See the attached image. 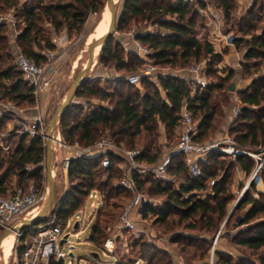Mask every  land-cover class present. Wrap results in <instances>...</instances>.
Instances as JSON below:
<instances>
[{
	"label": "trees",
	"instance_id": "obj_1",
	"mask_svg": "<svg viewBox=\"0 0 264 264\" xmlns=\"http://www.w3.org/2000/svg\"><path fill=\"white\" fill-rule=\"evenodd\" d=\"M206 3L214 4L221 10L224 23L233 36L232 44L242 54L240 67L243 75L251 78L246 87L237 91L241 104L240 114L232 121L228 136L239 149L247 146L264 147V76L259 74L264 68V0H253L251 6L242 13H236V0H196L195 3L184 0H123L116 22L117 31H128L131 25L139 22L153 25L157 30L134 36L141 45L149 49L145 57L126 51L111 36L98 54V63L102 67L134 73L140 64H150L154 69L183 70L192 61L204 62L202 73L207 83L201 87L195 85L191 78L159 72L156 75L158 81L153 82L148 78L150 80L146 82L143 92L137 88L126 92L116 89L112 92L85 79L75 97L83 99L85 103H90L93 99L99 102L92 109L81 112L76 119H70V116L74 110H83L82 106L73 102L69 104L58 125L62 141L70 145L76 142L80 146H90L107 131V136L115 146L136 149L140 139L144 138V149L136 160L154 164L161 152L153 143L157 127L162 125L168 137L176 133L182 106L186 104L196 122L197 133L194 139L207 142L205 137L209 128L223 116L221 103L229 101L228 93L232 92L229 91V85L234 70L227 66L218 68L224 61L227 49H215L207 37L199 34V30L205 27L201 13L206 8ZM104 4L105 0H29L22 4H19V0H0V11L14 7L20 29L15 43L26 57L37 65H42L47 61L45 51L55 49L51 40L53 33L58 34L65 28L71 39L72 35L81 31L87 15L100 13ZM13 52L10 29L7 24H0V99L7 98L17 105L25 102L28 106H33L34 87L22 78L12 62L5 61L13 56ZM132 56H136V59ZM118 82L132 86L137 85L140 80L136 84L128 83L126 78ZM101 101H108L110 105L104 106L100 104ZM17 130L15 126L8 138H17L11 150L0 145L1 195L13 193L15 187L25 189L30 181L42 191L45 178L42 164L45 159L44 140L40 135L30 138L27 133ZM108 156L110 162L106 168L101 165V155L78 156L69 160L67 175L77 181L60 198L53 216L54 223H66L71 215L80 210L84 197L92 191L101 192L104 206L112 208L119 206L116 197L122 193H130L118 185V182L116 185L110 182L119 171L118 162L114 160L121 161L123 156L116 151L108 152ZM219 157L220 153H210L200 162L202 175L192 178L187 174L178 182L177 188L163 185L164 180L149 181L142 178L139 171H134L136 188L143 193L149 182L148 190L165 197V207L158 214L157 221L166 222L168 214L174 210L177 218L172 219L170 224L182 225L187 221L183 224L185 228L203 230L211 235L215 234L223 219L225 225H228L235 211L247 207L234 224L236 228H242L231 236V242L256 254L255 259L244 256L234 259L229 254L216 250V264H264V166L259 171L262 188H257L252 180L239 200L237 197L238 202L228 216V205L234 199L230 189L233 169L241 170L244 179H248L255 161L246 154H237L228 162ZM212 161L216 165L213 170L208 166ZM185 169L184 158L173 157L167 173L177 178ZM99 171L106 172V180L97 181L95 177ZM212 179L214 184L209 186L208 181ZM207 187L210 191L202 195ZM149 213H156L155 207L151 204L144 205L143 217L146 218ZM50 219L52 218L46 216L43 221L23 230L19 241L24 242L31 229L36 230L46 225ZM104 229L97 218L89 235V240L97 247L105 239ZM221 236L220 231L217 240ZM179 239L191 242V245L194 244L200 250L201 243L209 244L207 238L188 235H175L172 238L176 242ZM24 247V244L16 245L17 256ZM209 249V246L205 248L206 251ZM156 257L157 253L152 254L145 263L156 264ZM50 264H63V261L51 258Z\"/></svg>",
	"mask_w": 264,
	"mask_h": 264
},
{
	"label": "rangeland",
	"instance_id": "obj_2",
	"mask_svg": "<svg viewBox=\"0 0 264 264\" xmlns=\"http://www.w3.org/2000/svg\"><path fill=\"white\" fill-rule=\"evenodd\" d=\"M116 6H117V12L119 13L122 8V2L123 0H116ZM195 3V1H193ZM211 4V3H209ZM211 9L209 12H203L201 13L203 16L202 22H204V28L199 30L200 36L207 37L210 25L213 24L212 22V16L215 15V11L213 9L215 8L214 4H211ZM105 4L102 9V11L98 14L89 13L87 15L85 24L83 25L81 31L76 34L72 35L71 43H69L64 49H61L59 51L56 50V46L54 50H51L50 53L55 52L56 54H49L45 51L47 55V61L43 63L42 65H47L46 72L44 75V78L48 81V85L43 90L44 92H33L34 96V105L37 103V101H42L44 99V102L47 103V115H46V125L45 129L48 126L49 120L52 117L56 106L58 105L59 101H61V97L63 94L68 90V88L71 86L75 76L79 72L81 66L86 62L87 59V48L89 44L95 39L93 34L94 31H96V25L99 23V21L103 18V11L105 10ZM7 10V9H6ZM3 10V11H6ZM107 10V9H106ZM213 12V13H210ZM15 13V11H14ZM211 20V21H210ZM215 23H217L216 19L214 20ZM218 24V23H217ZM223 25V24H222ZM224 27H228L227 25H223ZM157 28L153 25H150L145 22H139L136 25H131V28L126 31H115L113 34V39L116 41H119L123 48L126 51L135 52V42L132 38L137 33L145 32V31H156ZM61 32V31H60ZM51 36V40H52ZM53 42V41H52ZM140 44V43H139ZM98 50V49H97ZM97 52V51H96ZM136 53V52H135ZM136 55V54H135ZM138 56V55H137ZM142 57V56H141ZM12 58L6 59L5 61L7 63L12 62ZM79 61L78 67L75 68L74 72L70 77L69 74V67L71 66L72 62ZM132 58L135 60L136 56H132ZM230 59V60H229ZM227 60L231 63L235 62V58L233 57H227ZM194 63H198L195 61H192L188 68H190ZM54 65L56 71L54 70ZM150 64H140L139 68L137 70L133 71L134 73H139L141 75L140 82L137 85L127 86L126 84L118 82V80L126 78L129 74H131L128 71L121 70L119 72L104 68L98 63V53L95 57V63L92 66L91 69H89L85 75V79H90L91 81H94V83H97L101 88L108 91H115L116 89H120L124 92L129 90H135L136 88L143 92L145 90V84L148 80L151 79L153 82H157L156 75L161 72L163 74H174L183 76L186 78H190L188 68L187 69H177V70H171L169 68L162 69V68H156L153 70L151 74L144 75L143 69ZM96 66H99L105 70H108L109 72H113L114 74H118L119 79L115 80V84L112 82L113 79L110 80V82L107 81H100L98 77L94 76V68ZM223 66H227V68H230V65L225 64L224 61L221 62L218 68H223ZM262 71V70H261ZM217 73V72H216ZM71 74V73H70ZM260 74V72H259ZM237 76L234 71L233 77L230 79V82L235 83V90L233 92L228 93L229 94V101L226 103H221L220 108L221 112L223 113V116L220 117L219 122L214 123L211 128H209L207 135L205 137V141H212L214 139H217L223 135L224 129L223 127L227 125V121L229 118V115L231 114V109L233 106H235L233 103V100L231 97L238 96L237 90H239L242 86L240 84V77L250 80V77L244 76L243 71L240 67V70L238 72ZM150 78V79H148ZM98 100H91L90 103H85V101L81 98L74 97L73 103L78 104L79 106H82L83 110H74L72 115L70 116V119H76L81 112H86L90 109H92L96 103H98ZM94 105V106H93ZM104 106H109L110 103L108 101H103ZM240 103L237 102L236 106L240 107ZM15 107L16 110L18 109H24L27 107H30L27 105V103L23 102L20 105H17L16 102H11L7 98L0 99V145L4 146L7 150H11L14 147V142L17 140L16 137H13L11 139H8L10 137V132L13 131L16 128H23V123H26L25 119L21 120L22 117L12 109ZM17 112V111H16ZM197 120V116H195ZM17 130V131H18ZM59 131V127L56 129L55 134H57ZM19 132V131H18ZM60 133V132H59ZM61 137V136H60ZM99 138H108L111 141V139L107 136V131H104L102 135ZM231 138V137H230ZM178 134L177 132L174 134H171L169 137L167 136L164 128L162 125H159L157 127V133L154 137L153 143L160 149V155L156 163H158L162 157L164 156L165 152L169 150L175 142H177ZM232 139V138H231ZM233 140V139H232ZM113 143V142H112ZM145 144L144 138H141L139 143L136 145V149H139L140 151L143 150V146ZM55 149H53L54 159H53V168H54V179H55V192H54V199L51 204L50 210L48 212V217L53 218L55 212L57 211V208L60 204V198L63 196V194L71 188L73 184L76 183V179H71L67 175V169L64 168V161L63 157L65 156L63 147H60L58 144H53ZM263 146V145H262ZM259 147H251L247 146V148L243 149L245 151L254 152ZM65 149V148H64ZM6 152V151H4ZM248 156V155H247ZM223 158L226 162L229 160H232L233 157L230 155H225L220 153V157ZM219 160V159H218ZM115 162H118L119 171L116 172V177L110 179V182H113L115 185L117 184L120 176L123 175L124 172H126L129 168V162L126 158H122L121 161L119 159L114 160ZM139 163V172L142 178L158 181L162 179H158L154 177V175L147 169V165L145 163ZM43 174H44V181L42 185V196L43 199L38 201V208L34 212L33 215L37 214L45 201L46 195H47V186L48 182L46 179V173H45V159L43 161ZM212 170L216 167L215 164H213V161L209 163L208 165ZM220 171V170H218ZM188 172L185 171L180 173L175 179L170 180H164L162 181L163 185H172L173 187L177 188L178 183L181 180L187 176ZM251 175V174H250ZM169 176H174L173 174H169ZM239 172L235 168L233 169V178L230 182V189L234 194V199L229 203L227 208V215L229 214L230 210L232 209L234 202L236 201L237 197L241 193V190L243 188L242 180H237L239 177ZM97 181L100 180H106L107 175L106 172L99 171L98 174H96ZM246 178L244 181L246 182L249 180ZM86 181V180H84ZM32 181H30L31 183ZM210 182V180L208 181ZM209 185V184H208ZM149 182L146 183L145 189L143 194L146 196L148 200H150L151 205L155 207L156 213H149L146 218H144V222L147 225V227L150 230V235H142L139 237H136L132 235L128 231H123L121 236H116L115 241V247L114 250H110L109 253L105 252L102 248V245H99L98 247L93 245L92 242L89 240V235L91 232L92 227L94 226L97 218L103 226L104 229V237H107L109 235H115L120 232V229L117 226L116 223V217L118 213L120 212L122 206L131 200L132 194L131 193H122L120 196L116 197L118 198V204L119 206L116 208H112L111 206H104L102 205V200L100 197L97 196L96 191H92L89 195L84 197L83 203L80 207V210H78L76 213L71 215L69 220V224L66 225V223L63 224V232H62V238L67 237V249H64L62 254L64 257L61 259L63 261V264H93L94 261L98 262L99 264H146V260L154 253H157V257L154 260L156 264H160L162 262L167 264H210L212 261L213 264H216L217 257L215 255V251H222L226 254H229L232 256V258H237L240 256L247 257L251 260L255 259V255L251 251L247 249H243L241 247L235 246L231 242V236L234 235L238 229L242 227L236 228L234 226L235 222H237L238 218L242 216L245 213V210L247 207H244L241 210L235 211L233 216L230 219V223L228 225H225V220L223 219L221 223L219 224V227L215 234L220 230L222 236L217 240L215 245L213 246V240L215 234L211 235L206 231L198 230V229H187L184 227V223L182 225H176V224H170L172 219H176L177 215H175V211L170 212L168 214V219L166 222L157 221L158 214L163 210V207H165V197L153 194L150 190H148ZM257 188L261 189L262 184H256ZM210 188L207 187L206 191L202 192V195L205 192H209ZM96 210H99V214L96 212ZM29 218V217H27ZM75 222H78V226L74 227ZM3 230V229H2ZM0 230V234L2 232ZM38 229L34 230L31 229L30 232L27 234L25 241H31L32 238L36 235ZM175 235H188L191 237H200V238H207L209 240L208 245H204L201 243L202 249H198L195 246L191 245L192 243L183 239H179L178 242L173 241L172 238ZM103 237V238H104ZM17 236L14 234V244L12 247V251L10 256L7 260H3V264H16V257L17 253L15 251L17 243L16 240ZM101 238V240L103 239ZM153 246V248H152ZM207 246L210 247L208 251L205 250ZM71 248V249H70ZM70 251H72L73 257L69 255ZM112 251V253H111ZM92 252H97L98 257L96 260L91 255ZM201 252L203 253L202 257H199ZM1 255V254H0Z\"/></svg>",
	"mask_w": 264,
	"mask_h": 264
},
{
	"label": "built area",
	"instance_id": "obj_3",
	"mask_svg": "<svg viewBox=\"0 0 264 264\" xmlns=\"http://www.w3.org/2000/svg\"><path fill=\"white\" fill-rule=\"evenodd\" d=\"M29 1V0H25ZM186 2H193L196 0H184ZM0 24H7L10 29V36L13 40L20 33L18 28V19L13 10L0 11ZM233 36L230 34L225 37V42L232 44ZM136 53L139 56L145 57L149 53L146 46L138 44ZM12 64L20 71L22 78L34 87V92H40L42 88L48 85V81L44 78L46 72V65H37L35 62L26 57L17 46L13 52ZM204 62L194 63L188 72L191 74L192 82L195 85L204 87L207 83L202 69ZM153 66L149 65L143 69L144 75L153 72ZM264 76V68L260 72ZM141 75L139 73H131L126 76V80L130 84L139 82ZM232 118L235 120L240 114V107L233 106L231 109ZM46 118L42 115L36 116L32 122L23 123V128H19V132L27 133L30 138L35 135H40L45 141ZM54 135L53 144H58L60 147L72 150L70 158H64V168L67 169L69 160L78 156H98L101 155V165L103 167L109 166L108 152H119L124 158L128 160L129 168L118 180V185L126 189L132 194L131 200L126 202L116 217V223L120 232L115 235L105 237L102 248L109 253L114 250L116 236H121L123 231H128L132 235L139 237L142 235L149 236L150 230L144 222L142 214L143 206L151 204L146 196L139 192L136 188L133 172L139 171V163L136 157L140 153L139 149H123L115 146L108 138H99L93 145L80 146L78 143L66 144L59 136L60 133ZM196 122L192 117V113L187 109V105L182 106L180 112V125L178 129L177 142L165 152L164 156L158 163L147 165V169L159 179H167V169L171 164L173 157H183L184 165L189 176L192 178H199L202 175L200 162L206 158L210 153L217 152L225 155L235 157L237 154H246L252 157L255 161V167L250 175L249 180L243 186L238 198L242 195L249 183L254 180L256 184L260 183L259 171L264 166V147H259L255 152L245 151L239 149L234 145V141L230 137L222 140H212L207 142H198L194 139L196 135ZM214 184V179L210 180L209 186ZM96 191V190H95ZM102 200L103 194L96 191ZM43 199L41 191H39L33 183H30L25 189L15 187L13 193L7 195L0 194V228H8L11 225L19 224L22 219L33 216L38 208V201ZM99 213V210H96ZM54 217L46 223V225L38 228L36 235L31 241L20 242L18 234L16 235L17 243L24 244L25 247L22 253L16 257V264H50V259H62L64 249H67V237L64 242H61L63 224L54 223ZM69 224L67 220L66 225ZM220 230L215 234L213 246L217 242ZM64 238V237H63ZM111 251V253H112ZM62 256V257H61ZM97 264H99L97 262ZM210 264H213L212 261Z\"/></svg>",
	"mask_w": 264,
	"mask_h": 264
},
{
	"label": "crops",
	"instance_id": "obj_4",
	"mask_svg": "<svg viewBox=\"0 0 264 264\" xmlns=\"http://www.w3.org/2000/svg\"><path fill=\"white\" fill-rule=\"evenodd\" d=\"M201 1L206 2V0H201ZM23 2H25V0H19V4H22ZM252 2H253V0H236V5H237L236 6L237 7L236 8V13L245 12L251 6ZM211 6H212L211 4L206 3V8L204 10H202V12H207V11L209 12V10L211 9ZM11 9L14 12V7L7 8V10H11ZM213 11H215V15L213 14V16L211 17L212 18V21H213L212 22L213 24L210 25V28H209V31H208V34H207V39L210 40L214 44L215 49H220V48H226L227 49V54L224 55V63L230 65V68H232L235 71V74L237 76H239L238 75V72L240 70V61L242 59V54L239 53L235 49V47H234L233 44H228V43L225 42V37L228 36V35H230L231 33L228 31V27H226V26L224 27L223 26L225 23H224V20H223V16H222L221 10L218 9L215 6V8L213 9ZM210 13H213V12H210ZM215 19L217 20L216 22L218 24L215 23V21H214ZM52 36H53L52 37V41H53L54 45L56 46V50L57 51H59L61 49H64L69 43H71V41L68 38V34H67V31H66L65 28L63 30H61V32H59L58 34L53 33ZM132 38L134 39V42H135V45H136L135 46V49H134V51L136 52V47L139 44V42L134 38V36ZM10 39H11V43L13 45V50H15L16 47H17V45L15 43V40H13L12 36H10ZM48 53L49 54H53V53L56 54L55 52H53V53L51 52L50 53V51ZM227 57H229V58L230 57L235 58V62L234 63H231L230 61L227 60ZM94 63H95V61H94ZM94 63H93V65H94ZM78 65H79V61H78V58H77V61H75V62L73 61L72 64H71V66L69 67V74H68L69 77H70V75H72V73L74 72L75 68L78 67ZM52 66L54 67V70L56 71L57 68H55L54 65H52ZM92 66H91V68H92ZM94 72H95L94 73V76L95 77H98L100 81H107L109 79L108 81L110 82V80L113 79L114 81H112V80L111 81L115 84V80L119 79L118 74H114L111 71L109 72L108 70H105V69H103V68H101L99 66H96L94 68ZM189 76H190V78L192 77L191 74ZM181 77H183V76H181ZM249 82H250V80H247V79H244V78L240 77V84L242 85V86H240L241 87L240 89L246 87ZM45 87L42 88V90L39 93L44 92L43 90L45 89ZM65 93L63 94V96L65 95ZM63 96L61 97V99L63 98ZM231 99L233 100V102H234L233 104L234 105H237V102L240 103L238 96H236V97L233 96V97H231ZM100 104L103 105V101H101ZM12 111H14L15 113H17L18 115L20 113V116L19 117H22L21 120H24L25 119L26 120L25 121L26 123H30L38 115H42V116H44L46 118V115H47V103L44 102V99H43L42 101H37V103L35 105L30 106V107H27V108H24V109H18V110H16L15 107H14L12 109ZM233 120L234 119L232 118V114H230L229 115V118H228V121H227V125L223 127V129H224L223 135H221V137H219L217 139H214L215 141L216 140L225 139L228 136V130H229V128H230L231 123H232ZM178 129H179V127L176 130L177 134H178ZM53 149H55L54 145H53ZM63 150H64V153H65V156L63 157V159L64 158H70L72 156V150H70L68 148H65V149L63 148ZM53 159H54V154H53ZM237 170H238L239 175H240L237 178V180L238 181L239 180H242L243 186H244L247 183L248 180L245 182L244 181L245 179H244L243 172L241 170H239V169H237ZM167 176H168L167 179H162V180H166L167 181V180H170V179H175V183H176V178L174 176H169L168 173H167ZM178 185H179V183H178ZM97 196L100 197V195L98 193H97ZM103 207H104V203H103ZM92 256L96 260L97 256H95V255H92Z\"/></svg>",
	"mask_w": 264,
	"mask_h": 264
},
{
	"label": "water",
	"instance_id": "obj_5",
	"mask_svg": "<svg viewBox=\"0 0 264 264\" xmlns=\"http://www.w3.org/2000/svg\"><path fill=\"white\" fill-rule=\"evenodd\" d=\"M105 8L109 12V24L106 32L102 34L101 36L95 38L88 46L87 48V59L86 62L83 64L77 75L75 76L71 86L66 91L65 95L61 99V101L58 103L57 107L55 108V111L52 115V117L49 120L48 126L45 129L44 137V149H45V173H46V179H47V195L45 198V201L42 205L41 210L29 217L22 219V221L19 224L11 225L8 228L3 229L2 233L0 234V243L1 240L8 234H20L23 230L26 228H29L33 226L34 224L43 221L46 216L48 215V212L50 210L51 204L54 199V192H55V179H54V168H53V142H54V133L56 129L58 128L60 119L65 111V109L69 106L70 103L73 102V98L75 97L76 91L80 88L82 83L85 80V75L87 71L91 68L95 61V57L97 53L99 54L104 43L113 36L114 32L116 31V22L118 17L117 12V6L116 2L114 0H105ZM98 47L97 52H95L96 48ZM235 90V84L234 82H231L229 85V91ZM239 200V198H238ZM238 200L234 203L232 209L230 210L228 216L234 209L235 205L237 204ZM227 216V217H228ZM78 222H75L74 227H77ZM66 239V236L61 239V242H64ZM71 249V248H70ZM69 255L71 258L73 257L72 251H70ZM91 255H95L98 257L97 252H92ZM62 257V256H61ZM0 264H3L0 256ZM93 264H97L96 261L93 262Z\"/></svg>",
	"mask_w": 264,
	"mask_h": 264
},
{
	"label": "bare ground",
	"instance_id": "obj_6",
	"mask_svg": "<svg viewBox=\"0 0 264 264\" xmlns=\"http://www.w3.org/2000/svg\"><path fill=\"white\" fill-rule=\"evenodd\" d=\"M116 1V0H114ZM103 18L99 21V23L96 25V31H94V38H97L99 36H101L102 34H104L108 28V24H109V12L108 10H104L103 11ZM98 47L96 48L95 52L97 51ZM14 244V234H8L6 235L0 243V256H1V260L3 262V260H7L8 257L11 254L12 251V247Z\"/></svg>",
	"mask_w": 264,
	"mask_h": 264
}]
</instances>
